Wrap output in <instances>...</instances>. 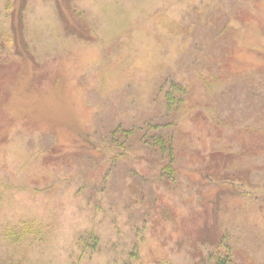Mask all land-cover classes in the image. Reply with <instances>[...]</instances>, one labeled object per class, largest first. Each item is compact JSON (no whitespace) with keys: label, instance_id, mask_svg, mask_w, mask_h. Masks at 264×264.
<instances>
[{"label":"rangeland","instance_id":"1","mask_svg":"<svg viewBox=\"0 0 264 264\" xmlns=\"http://www.w3.org/2000/svg\"><path fill=\"white\" fill-rule=\"evenodd\" d=\"M219 241L264 264V0H0V264H214Z\"/></svg>","mask_w":264,"mask_h":264},{"label":"trees","instance_id":"2","mask_svg":"<svg viewBox=\"0 0 264 264\" xmlns=\"http://www.w3.org/2000/svg\"><path fill=\"white\" fill-rule=\"evenodd\" d=\"M178 91H179V97L175 96L174 94H172L171 91H168L166 93V100H167V104L168 107H172L173 105H180L182 104V102H184V99L182 98L181 94L184 95L185 89L182 88L181 86L178 87ZM176 108L175 112L177 111ZM174 125V123L172 122L170 125ZM119 132L118 129L114 130L111 135H112V140L113 138H116V141H118V137H116V134ZM122 133L127 134L128 136L131 135L132 131L125 129L122 131ZM150 138H152L151 141V148H154L155 150L159 151L160 154V159L156 158V162H158L161 166H160V176L161 177H165L166 179H171L173 178V176H175V168H174V146L172 144V139L171 137H167L164 133L159 132L158 134H154L152 133ZM144 143H150L148 140H145ZM127 152L122 153V154H118L119 156H123L125 155ZM208 174H210L208 172ZM205 178H207L206 174L203 176ZM218 248L217 250H215L214 252L209 254V260L213 259L214 264H235L232 254L229 251L228 248H225V252L223 250L222 246V241H219L218 243ZM221 250V251H220Z\"/></svg>","mask_w":264,"mask_h":264}]
</instances>
